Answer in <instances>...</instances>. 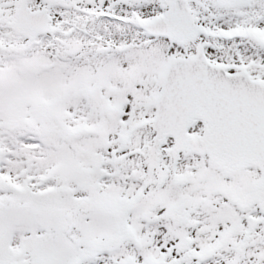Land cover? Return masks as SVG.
Listing matches in <instances>:
<instances>
[{
	"label": "snow or ice",
	"instance_id": "obj_1",
	"mask_svg": "<svg viewBox=\"0 0 264 264\" xmlns=\"http://www.w3.org/2000/svg\"><path fill=\"white\" fill-rule=\"evenodd\" d=\"M0 264H264V0H0Z\"/></svg>",
	"mask_w": 264,
	"mask_h": 264
}]
</instances>
